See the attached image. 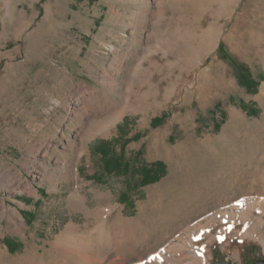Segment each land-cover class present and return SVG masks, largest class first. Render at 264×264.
<instances>
[{"label":"rangeland","instance_id":"rangeland-1","mask_svg":"<svg viewBox=\"0 0 264 264\" xmlns=\"http://www.w3.org/2000/svg\"><path fill=\"white\" fill-rule=\"evenodd\" d=\"M245 198L264 199V0H0V264H251L264 243L227 234L208 262L207 238L166 252Z\"/></svg>","mask_w":264,"mask_h":264},{"label":"bare ground","instance_id":"bare-ground-1","mask_svg":"<svg viewBox=\"0 0 264 264\" xmlns=\"http://www.w3.org/2000/svg\"><path fill=\"white\" fill-rule=\"evenodd\" d=\"M216 1L224 5L226 4L227 0H216ZM233 1L234 0H228V3H231ZM205 35L206 36L203 41H204V44L208 45L209 42H211V39L213 38V34L209 31ZM110 122L111 121L106 120L101 125H99L98 128H104ZM73 174H74V171H73ZM76 200L78 201V199ZM218 217L221 218L222 222L218 226L219 228L217 230L215 231L212 230L213 221L212 222L209 221V225L207 227H198V225H195L193 230L191 231V236L187 239V242H184L182 240V244H181L179 242L180 240H177V242L173 240L174 241L172 242L173 247H169L168 251L166 252L171 253V250H174V248H176L177 250L175 253L180 254L184 247H187V246L194 247V242L197 239L207 238L208 240L205 243L204 247H202L201 249H196V254H198V256H202L203 258H206L205 260L208 262L209 257H211V243L217 238L224 237L226 234L231 235L233 237L257 239L261 241L262 243H264V199L245 198L241 201L236 202L231 207L225 208L224 211H222L221 213H218L215 219H217ZM190 226H193V225H190ZM180 230L181 229H179L178 231ZM105 233H103V235L102 234L99 235V234H96L95 232H91L88 235L89 237L87 238V241L92 242V243L95 242L98 244L105 243L106 242ZM75 237L76 236L68 235L66 238V243H69V244L73 243L75 241ZM122 241L123 239H121L120 236H117L114 239V245L112 249L114 253L117 255V257H119L122 252V247H123ZM230 243H231L230 241L229 242L225 241V245L227 244L229 245ZM81 244H83V246L88 245L87 242H82ZM109 251L110 250L108 249L107 252ZM80 255L86 258L89 263L100 262L99 259L96 258L95 256H92V255L87 256L86 253L83 254L82 252L80 253ZM160 255L161 254L158 253L155 256V258L153 259L154 264H161L159 261L161 257ZM151 258L152 257H148V259H151ZM137 259H141V258H137ZM173 261L177 262L178 264H181V260H179L178 258L174 259ZM130 262L131 261H129V263Z\"/></svg>","mask_w":264,"mask_h":264},{"label":"trees","instance_id":"trees-1","mask_svg":"<svg viewBox=\"0 0 264 264\" xmlns=\"http://www.w3.org/2000/svg\"><path fill=\"white\" fill-rule=\"evenodd\" d=\"M237 75H238L240 81L242 82V84L247 89H253L258 84V81H256L252 75L248 74L247 72H245V71H243L241 69L237 70ZM164 118H165V115H162L160 117H155L152 120V124L153 125H158V124L163 122ZM124 127H125V124H122V125L119 126V129H120L121 132L124 130ZM135 137L137 138L138 134H136ZM128 140L129 139H127V141ZM111 145H112L111 141H102L100 143V145H99V149L104 154L103 156H104L106 168L109 169V170H116V169H118L121 166V159L118 158L116 155H113L111 153V149H112ZM147 169H148V172H147L148 174L153 171V167H150V168H147ZM148 178L150 179L149 175L147 176L145 182H150V180H148ZM153 179H155V177H153ZM6 243L8 245H10L11 247H14V245L13 244L11 245L10 242L6 241Z\"/></svg>","mask_w":264,"mask_h":264},{"label":"water","instance_id":"water-1","mask_svg":"<svg viewBox=\"0 0 264 264\" xmlns=\"http://www.w3.org/2000/svg\"><path fill=\"white\" fill-rule=\"evenodd\" d=\"M208 264H234V263L228 260H224V261L214 260V261L209 262ZM251 264H264V259L255 260Z\"/></svg>","mask_w":264,"mask_h":264}]
</instances>
